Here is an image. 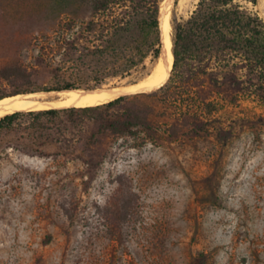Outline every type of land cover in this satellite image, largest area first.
<instances>
[{
	"label": "rangeland",
	"instance_id": "374dc122",
	"mask_svg": "<svg viewBox=\"0 0 264 264\" xmlns=\"http://www.w3.org/2000/svg\"><path fill=\"white\" fill-rule=\"evenodd\" d=\"M199 1L173 6L172 43ZM240 3L264 20L260 0ZM90 10L86 0H0V69L35 67L43 47L85 33ZM147 64L98 87L146 79L156 63ZM57 82L44 73L0 84V95ZM134 103L157 110L153 98ZM221 128L232 136L219 139ZM108 140L102 164L1 141L0 264H264V102L221 103L199 136Z\"/></svg>",
	"mask_w": 264,
	"mask_h": 264
},
{
	"label": "trees",
	"instance_id": "16d2710c",
	"mask_svg": "<svg viewBox=\"0 0 264 264\" xmlns=\"http://www.w3.org/2000/svg\"><path fill=\"white\" fill-rule=\"evenodd\" d=\"M86 1L91 3L86 34L43 47L35 67L16 61L1 68L0 84H30L45 73L58 79L45 91L82 88L84 82L98 87L108 79L131 76L139 68L146 71L148 61L152 65L158 61L163 44L162 0ZM240 1L200 0L191 17L177 24L173 69L165 86L97 107L6 115L0 119V145L5 137H12L30 142L31 150L19 151L33 156L102 164L111 137H136L141 132L199 136L208 130L221 103L239 107L247 101L264 102V20ZM36 91L40 90L19 88L0 99ZM146 97L154 99L157 110L134 103ZM232 131L219 129V139H229Z\"/></svg>",
	"mask_w": 264,
	"mask_h": 264
},
{
	"label": "bare ground",
	"instance_id": "6f19581e",
	"mask_svg": "<svg viewBox=\"0 0 264 264\" xmlns=\"http://www.w3.org/2000/svg\"><path fill=\"white\" fill-rule=\"evenodd\" d=\"M176 2L178 8L185 11L191 0H165L160 4L159 21L163 39V54L156 68L146 79L97 88L36 91L6 96L0 99V119L17 112L97 107L123 96L151 93L160 89L169 80L173 69L174 54L170 19ZM260 4L264 9V0H260Z\"/></svg>",
	"mask_w": 264,
	"mask_h": 264
},
{
	"label": "water",
	"instance_id": "95a60500",
	"mask_svg": "<svg viewBox=\"0 0 264 264\" xmlns=\"http://www.w3.org/2000/svg\"><path fill=\"white\" fill-rule=\"evenodd\" d=\"M165 0H162L161 1V3H163ZM176 1V0H175ZM159 13H160V11H159ZM162 54H163V44H162V49H161V54H160V57H159V59H158V62L156 63V65L154 66V68L153 69H155L156 68V66L158 65V63L160 62V59L162 58ZM170 79V78H169ZM169 81V80H168ZM168 81L166 82V84L168 83ZM165 84V85H166ZM164 85V86H165Z\"/></svg>",
	"mask_w": 264,
	"mask_h": 264
}]
</instances>
